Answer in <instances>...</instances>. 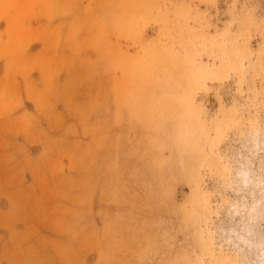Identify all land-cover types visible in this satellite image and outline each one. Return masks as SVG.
<instances>
[{
    "label": "rangeland",
    "instance_id": "obj_1",
    "mask_svg": "<svg viewBox=\"0 0 264 264\" xmlns=\"http://www.w3.org/2000/svg\"><path fill=\"white\" fill-rule=\"evenodd\" d=\"M132 2L0 0V264H264V0Z\"/></svg>",
    "mask_w": 264,
    "mask_h": 264
},
{
    "label": "bare ground",
    "instance_id": "obj_2",
    "mask_svg": "<svg viewBox=\"0 0 264 264\" xmlns=\"http://www.w3.org/2000/svg\"><path fill=\"white\" fill-rule=\"evenodd\" d=\"M120 1L122 2V5H120V7L118 8V12H121L125 16V13H126L125 6L128 3L132 4L133 0H120ZM124 16H122V18H114V17H111L109 15L108 18H107L108 25L112 26L113 29H121L123 26H125L124 25V21H125L124 20ZM101 72H103L104 74L105 73L107 74V68H105V67L102 68ZM110 85H112V84H110ZM113 93H114V89L112 90L111 93H106L105 94V92H103V96L102 97H103V100L105 101V104L106 103L108 104L109 101H111L113 99V96H112ZM109 99H111V100H109ZM108 106H109V104H108ZM132 125L135 126L133 128L136 131H138V129H139V131H141V127L143 126L141 124V122L138 123L136 121ZM99 126H100V128H103L104 125L101 124ZM136 136H137L138 141L142 138L141 133H139V136L136 133ZM69 148H70V146H68L66 150H68L72 154V162L74 161V166L76 168L74 166L73 167H74V169L76 170L77 173L81 172L84 175V181H86V182H87V180H89V177L91 176V171H92L91 166H90L91 165L90 164V160H89L90 156H92V159L95 157V155L96 156H101V158L104 159V160H105L106 156H108V161H109L108 170H109V174H110V179H109V181H107V183L106 182L104 183V184H108V187H110V189L107 192V195L110 197L111 200H114V201H119L120 199H129V195H125L124 196V191L121 188H118V189L114 188V184H116V182L119 180V173H118L119 172V168L112 164V162L110 160V156L113 153L112 151L116 149V150L121 151L122 153H124L126 155L127 160L129 161L128 163H130V162L132 163L136 159V156H137V153H138L137 149L130 148V149L125 150L127 147L124 146V139L123 138H118L114 142H112V143H110L108 145L103 142L102 146L99 149H97V147H88L87 149L85 148L83 151H80L79 149H77L75 147H72V149L78 151V152H75V151H73V150H71ZM143 152L142 153H143L144 157H147V159H148L147 161H150V159L148 158L147 153L145 151H143ZM75 182H76L75 178H72L71 180L68 179L66 181V185L72 187V186H74L76 184ZM79 185L81 186V183ZM88 188L89 187H87V185H84V187H83V189H86V190ZM182 218L183 219H187L186 217H182ZM117 225H118V222H116V224L114 226H117ZM115 232H116V230L112 226L111 227H107L106 229H104V235H105L104 238L107 240V243H108V239H110V240L113 239L112 233H115ZM121 239L123 240V234H122ZM81 241L83 242L84 239L81 240ZM115 243H116V241L114 242V244ZM115 246L118 249V251L122 250V245L121 244H117ZM60 248H61V250L64 253L63 258H65L66 264H69L66 260L69 259L70 251H65V250H67V247H60ZM103 249L105 251L103 250L102 255H104V257H106V253H107V255L110 257V259H113V257H114L113 253H110L108 251L113 250L114 249V245L107 244V245L104 246ZM69 261H70V259H69ZM71 264H76V263H71Z\"/></svg>",
    "mask_w": 264,
    "mask_h": 264
}]
</instances>
